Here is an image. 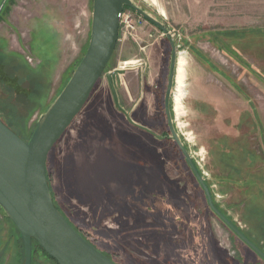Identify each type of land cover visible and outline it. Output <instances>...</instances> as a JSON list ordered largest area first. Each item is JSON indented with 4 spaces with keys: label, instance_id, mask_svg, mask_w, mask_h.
<instances>
[{
    "label": "rangeland",
    "instance_id": "1",
    "mask_svg": "<svg viewBox=\"0 0 264 264\" xmlns=\"http://www.w3.org/2000/svg\"><path fill=\"white\" fill-rule=\"evenodd\" d=\"M136 16L89 100L50 151L54 205L116 264H264L209 210L181 152L128 124L172 126L215 207L264 253V0H131ZM93 0H0V118L23 141L88 47ZM128 9V8H127ZM130 10V9H129ZM0 208V264H23ZM31 264H56L36 243Z\"/></svg>",
    "mask_w": 264,
    "mask_h": 264
},
{
    "label": "water",
    "instance_id": "2",
    "mask_svg": "<svg viewBox=\"0 0 264 264\" xmlns=\"http://www.w3.org/2000/svg\"><path fill=\"white\" fill-rule=\"evenodd\" d=\"M124 8L130 9L168 35L161 23L135 6L131 0H93L86 52L62 91L39 117L28 142L17 136L0 118V208L20 235L24 250L23 264H31L33 241L57 264H115L87 242L54 205L47 181L46 164L50 151L82 111L103 76L118 42V16ZM169 44L171 58L164 105L170 139L178 147L203 191L209 210L264 261V253L215 207L205 180L174 131L169 100L175 75L176 51L171 40ZM123 73L115 70L106 76L117 107L114 82Z\"/></svg>",
    "mask_w": 264,
    "mask_h": 264
},
{
    "label": "flooded vegetation",
    "instance_id": "3",
    "mask_svg": "<svg viewBox=\"0 0 264 264\" xmlns=\"http://www.w3.org/2000/svg\"><path fill=\"white\" fill-rule=\"evenodd\" d=\"M170 58H171V53H170ZM170 66V65H169ZM108 74H110V73H108ZM107 74V75H108ZM106 75V76H107ZM168 75H169V71H168ZM106 79H107V77H106ZM119 85V80H117V81H115L114 82V88H115V92H116V96H117V104H118V107L117 106H115V102H114V100H113V102H114V106L116 107V109L118 110V112L127 120V122H128V124H130V125H132V126H134L137 130H140V131H142V132H144L145 134H147L148 136H151V137H153V139H155V140H157V141H159V142H171V143H174L171 139H170V137H171V135H170V131H169V126H168V124H167V120H166V113H165V105H164V103H163V111H164V117H165V128H166V134H164V135H161V136H157V135H154L153 134V132L150 130V129H148V128H145V127H142V126H138V125H134L131 121H129L128 120V117H127V113H126V111L123 109V108H121L120 106H119V103H118V95H117V91H116V88H117V86ZM110 88V87H109ZM110 92H111V90H110ZM166 93V92H165ZM111 95H112V93H111ZM112 98H113V96H112ZM164 98H165V96H164ZM170 101V100H169ZM174 145L176 146V144L174 143ZM177 147V146H176ZM178 148V147H177ZM179 150V149H178ZM107 257V256H106ZM108 258V257H107ZM112 261V260H111Z\"/></svg>",
    "mask_w": 264,
    "mask_h": 264
},
{
    "label": "built area",
    "instance_id": "4",
    "mask_svg": "<svg viewBox=\"0 0 264 264\" xmlns=\"http://www.w3.org/2000/svg\"><path fill=\"white\" fill-rule=\"evenodd\" d=\"M119 18V31L122 32V37L125 39L132 36L136 30L138 20H135L136 16L129 9H123L118 16Z\"/></svg>",
    "mask_w": 264,
    "mask_h": 264
},
{
    "label": "trees",
    "instance_id": "5",
    "mask_svg": "<svg viewBox=\"0 0 264 264\" xmlns=\"http://www.w3.org/2000/svg\"><path fill=\"white\" fill-rule=\"evenodd\" d=\"M124 9H127V8H124ZM81 61V60H80ZM79 64V63H78ZM77 67V66H76ZM68 82V81H67ZM96 86V85H95ZM95 88V87H94ZM9 127V126H8ZM47 181H48V184L50 183L49 179H48V175H47ZM50 188V187H49ZM51 192V190H50ZM52 195V194H51ZM58 209V208H57ZM66 219V218H65ZM67 220V219H66ZM67 222L69 223V221L67 220ZM70 224V223H69ZM71 225V224H70ZM72 226V225H71ZM73 227V226H72ZM74 228V227H73ZM75 229V228H74ZM77 231V229H75ZM80 235L81 233L79 231H77ZM82 236V235H81ZM83 237V236H82ZM87 242H89L85 237H83ZM33 243H36V242H32ZM90 243V242H89ZM37 244V243H36ZM91 244V243H90ZM38 245V244H37ZM92 245V244H91ZM93 246V245H92ZM40 248V247H39ZM42 250V249H41ZM43 251V250H42ZM50 258V257H49ZM53 260V259H52ZM111 260V259H110ZM54 261V260H53ZM56 263V262H55ZM115 263V262H114ZM57 264V263H56ZM116 264V263H115Z\"/></svg>",
    "mask_w": 264,
    "mask_h": 264
}]
</instances>
